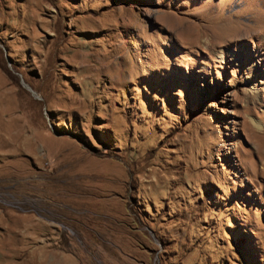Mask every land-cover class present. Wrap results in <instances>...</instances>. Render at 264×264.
<instances>
[{
	"label": "rangeland",
	"instance_id": "obj_1",
	"mask_svg": "<svg viewBox=\"0 0 264 264\" xmlns=\"http://www.w3.org/2000/svg\"><path fill=\"white\" fill-rule=\"evenodd\" d=\"M0 264H264V0H0Z\"/></svg>",
	"mask_w": 264,
	"mask_h": 264
},
{
	"label": "bare ground",
	"instance_id": "obj_2",
	"mask_svg": "<svg viewBox=\"0 0 264 264\" xmlns=\"http://www.w3.org/2000/svg\"><path fill=\"white\" fill-rule=\"evenodd\" d=\"M5 214L9 216V214H11V211L9 210V212H5Z\"/></svg>",
	"mask_w": 264,
	"mask_h": 264
}]
</instances>
